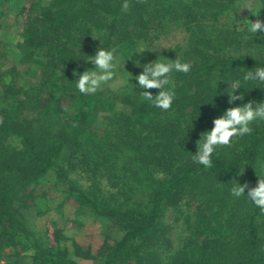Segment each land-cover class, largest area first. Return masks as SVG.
Here are the masks:
<instances>
[{
  "label": "rangeland",
  "instance_id": "obj_1",
  "mask_svg": "<svg viewBox=\"0 0 264 264\" xmlns=\"http://www.w3.org/2000/svg\"><path fill=\"white\" fill-rule=\"evenodd\" d=\"M55 1L0 0V123L3 120H14L21 124V133L10 134L6 140L11 147H20L24 137L32 136L36 142L42 141L49 131L53 137L61 124L56 119H53L55 123L45 120L53 111L52 106L48 108V114L43 112L40 116L30 114L24 107L12 114L14 102L25 91L22 86L27 85L28 91H31L28 95L33 94L35 98L44 94L40 92L36 95L37 89H32L41 81L43 73L33 60H27L18 46L23 44L25 31L30 37H34L40 32L36 31V27L40 28V23L44 22V28L48 26V34L60 32L64 39L69 33L71 36L65 39L66 42L58 39L54 40L56 42L54 44L75 51L77 61L87 59V55H95L97 48L106 41L108 28L95 27L92 24L93 18H96L93 5L99 4V0H60L58 4H55ZM139 2L142 4L138 9H141V15L143 14L145 31H152V34L156 22L166 29L165 32L150 45L147 44L142 30L130 34L133 39L127 44L117 32H114L109 47L114 53L116 64L113 80L92 94L94 108L88 118L86 129L95 132L92 135L93 142H82L79 148L74 149L75 154L80 159L85 157L86 161L84 163L78 161L77 165L69 164L70 154L67 157L63 153L57 157L56 168L48 169L38 177L37 182H23L11 188L13 195L9 198L1 194L0 202L5 205L4 209L7 211L0 212L2 221L0 226L6 231L5 240L0 243V264H46L43 262L44 258L53 259L59 264H103V257L108 254L114 243L122 238L127 226L132 222L113 211L139 213L149 209L151 203L148 198L154 186L153 182L170 176L174 168L185 161L184 152L187 149L192 155L195 153L200 144L198 141L200 134L203 137V132L211 129L214 118L226 108L241 104L240 101H236V105H229L226 93L231 92L232 83L242 76L243 68L237 69L241 73L238 76L214 70L205 77V82L209 84L207 90L214 96L204 101L196 99L198 105L204 107L198 108L195 103L183 110L178 108L177 104L167 111L154 107L153 111L149 109V116H142L149 117V125L141 135L143 137L147 134L152 140L142 139L139 152H134L131 148L135 145L134 137L130 135V130L132 129L135 134L139 133L138 120L142 117H138L139 108L133 109L126 101L133 99L136 94H141V90L135 85L138 83L135 76L142 72V68L136 66L137 60L145 63L157 58L175 59L177 53L174 49L181 46L183 50L192 52L189 59L192 65L202 56L211 54L231 56L244 53L250 60L264 61V37L258 44L246 34L239 35L240 31L247 30L251 22L264 19V8L256 15L259 0H240L233 11L217 15L214 19L198 7L189 10L190 14L186 16L181 9L190 5V1L174 0L172 4L175 10L166 26V19L161 25V19L158 23V15H154L149 8V6L166 8L163 0ZM126 4L127 11L131 13L133 2L127 0ZM246 6L248 9H242ZM41 15H45L43 21ZM124 27L127 26L120 25L118 31ZM188 28L190 29L187 30ZM44 39L50 40L45 34ZM142 45L145 46V54L138 56L137 59L136 54H139L137 49ZM261 66H264V62ZM261 66L254 65L251 69ZM170 79L175 90L178 80L173 73ZM189 81L187 78L186 83H193ZM219 82L222 86L216 88ZM247 88L248 86L238 91L244 94ZM147 91L156 95L159 90L153 88ZM57 94L54 93V97ZM60 102L67 103L64 97ZM199 111L204 112L203 117H208L207 124L202 127L203 122L199 121L201 125L199 133L194 135V139L189 140L191 143L186 141L187 145L184 144L183 138L179 137L183 142L181 144L183 156L177 154L174 148L175 152L168 157L167 165L163 166V169L157 166L158 164L148 163L158 161L160 158L153 152V145L154 142L165 139L163 130L174 129L177 123L186 128L196 118L195 112L199 115ZM262 123L263 121L254 122L251 125L252 131H257ZM154 126L162 128V131L154 130ZM253 132L234 138L230 146H221L216 153L222 157L223 155L237 157ZM106 133L107 139L103 140L101 137ZM262 136L264 138V135ZM106 142H110L113 149L109 145L105 146ZM262 144L264 145V140ZM259 150L260 158L255 165L259 168L260 175H264V170L259 167L264 163V146L259 147ZM248 163L249 161H243L238 174L229 182L214 175L202 180L200 193L197 194L203 195L202 192H206L207 196L204 198L188 196L186 192L165 198L160 203L151 235L142 246L139 245L137 249L133 248L128 252L127 264H137L136 260L139 257L148 264H153L151 258L156 259V264H173L174 258L183 253V240L191 234L192 229L198 228L197 221H200L203 227L206 224L202 219L204 216L212 217L218 212L226 217L225 213L230 215L237 211L242 218L244 211L253 204H249V200L243 196L235 197L232 188L235 180L240 184L248 183L250 187L252 186L250 178L255 169L250 171ZM17 177L18 175L13 172L10 181ZM66 180L75 184L66 183ZM72 184L74 185L72 187L80 188L87 193L100 208L92 209L77 202L74 199ZM11 232L16 233V236L13 237ZM221 232L226 241L228 239L232 241L235 235L242 236L244 230L223 226ZM262 237L264 239V233ZM184 250H187V256L195 255V252L191 254V249ZM197 254L199 255L198 252ZM215 263L217 262H213Z\"/></svg>",
  "mask_w": 264,
  "mask_h": 264
},
{
  "label": "trees",
  "instance_id": "obj_2",
  "mask_svg": "<svg viewBox=\"0 0 264 264\" xmlns=\"http://www.w3.org/2000/svg\"><path fill=\"white\" fill-rule=\"evenodd\" d=\"M59 1L60 0H56L55 4L60 3ZM126 1L127 0H99V4L93 5V13H96V18H93L94 23L92 22L93 26H104L108 28V32H106V41L102 44V47L105 49H109L114 32H117L120 38L124 39L127 44L128 41L133 39L130 34L142 30L146 37L145 39L148 41L147 44L150 45L166 30L155 22V31L152 34V31H145L146 26L143 23V14L141 15V9H138L142 4L140 2L138 3L139 0H131L133 2V7L130 11L131 13H129V10L127 11V9L124 8ZM173 1L174 0H163L166 8L161 7V9H158L155 6H149L153 14L158 15V23L161 19V25L164 19H166L165 26L168 24L167 21L171 20L172 17L170 16L175 10L172 4ZM189 1L191 4L181 9L186 16L190 14L189 10H194L198 7L204 12L209 13V16L214 19L217 15H223L230 10L233 11L237 2L240 0ZM149 4H151V2ZM162 10L164 11L163 13ZM160 12L162 14H159ZM41 17H43V21L45 15H41ZM122 24L127 27L118 31L119 26ZM40 26V28L36 27V31H40L41 34L39 32L34 37H30V34L25 31L23 34L25 36L23 44L18 46L27 60H33L34 64L38 65L43 73L41 81L38 82V84H40H35L32 89H37L35 91L36 95L40 92L44 94L42 97L35 98L33 94L28 95L31 91H28L27 85L22 86L25 91L22 92L23 94L18 96L16 102H14L15 105L12 114L18 112L21 107H24L26 110L30 111V114L40 116L43 112L48 114V108L52 106L54 109L48 114L49 116L45 120L55 123L53 119H56L58 123L61 124L55 131L53 137L50 135L49 131L46 138L42 141L36 142L32 136L24 137V141L20 143V147H11L6 143V140L10 134L21 133V124L14 120H3L0 123V196L2 194L7 198L13 195L11 188L23 182H37L36 180L38 177L43 175L48 169L56 168L55 162L57 157L63 153L67 157L70 154L69 164L77 165L78 161L84 163L86 158L82 157L80 159L78 155L75 154L74 149L79 148L82 142H93L92 135L95 134V132L86 129L88 118L94 108L92 105L93 97L92 95L79 93L75 87V80L79 78V74L88 68H92V63L84 62L83 60L77 61L75 51L69 48L66 49L59 44H54L58 39L66 42L65 39L71 36L69 33L62 39L60 32L48 34V26L44 28V22L40 23ZM189 29L190 28L187 30ZM247 32V30L240 31L239 35L246 34L258 44L263 41L264 35L252 36ZM44 34L47 35L50 40L44 39ZM174 51L177 53V59H180L182 62H189L190 55H192L191 51L183 50L181 46H177ZM144 54L145 52L142 53L141 56ZM136 57L137 59L139 58L137 54ZM263 62L264 61H256L254 59L250 60L244 53L231 56H220L215 54L202 56V58L194 62L193 65L191 64L192 67L189 73H173L178 80L175 84L176 97L173 105L177 104L178 108H182L181 110H183L186 107L192 106V103H195L198 108H202L204 106L198 105L196 99L199 98V101H204V99L214 96V94H210L207 90L209 84L205 82V77L208 76V74L217 70L229 74L230 76H238L241 74L237 70L238 68H243L242 72L245 73L254 65L261 66ZM187 78L190 79L189 83H193H186ZM221 86L222 83L219 82L216 88H220ZM43 89L45 91H43ZM54 93H58L56 97H54ZM25 95L27 96L24 100ZM141 96V94H136L133 96V99H127L126 101L131 104L133 109L139 108L137 110L139 118L143 115L149 116V109L151 111L154 110V106ZM62 97L65 98L66 104L60 102ZM244 97L245 99L243 102H247L248 100L258 101L264 98V86H261L260 90L258 88L253 89L252 85H248ZM240 102L243 103L242 101ZM221 111L222 110H219V112ZM196 113L197 112H195L196 118L192 123V127L191 123L187 125L186 128H182V126L177 123L174 129L163 130L162 134L165 139L157 143L154 142V145L152 144L154 147L153 152L157 154V157L160 156V158L158 161H148V163L153 165L158 164L157 166L163 169V166L167 165L168 157L175 152L173 150L174 148L177 154L183 156L181 154L183 147L181 144L184 142V144L187 145L186 141L191 143L189 140L194 139V135L199 133L198 130L201 128L199 121L203 122L202 127L206 125L208 121V117H203V111H199V115ZM51 114L53 115L52 117ZM148 116H144L147 117V119L142 117L138 120V134H135L132 129L130 130V135L134 137L133 143L135 145L131 147L134 152H139V144L142 139L152 140L150 137H147V134L143 137L141 135L142 131L149 125ZM157 119H159V117H157ZM153 129L159 130L160 132L162 131L160 127L154 126ZM107 135L108 133L101 138H103V140L107 139ZM262 135H264V121L262 126H260L257 131H254L252 136L248 138L237 157L231 158L229 155H223V158L220 154L215 153L213 155L211 168H205L202 165L194 163L191 159L192 152L187 149L186 152H184L186 156L185 161L177 165L174 171L170 169L172 171L170 176L166 179L153 182L154 186L148 198L149 203H151L149 209H145V211L139 213H134V211H113L132 222L127 226L122 238L116 241L110 250H108V254L103 257V264H127L128 252L133 248L137 249L139 245L142 246L143 242L151 235L160 203L172 194L186 192L188 196L204 198L207 196L206 192H202L203 195L197 194L200 193L202 180L214 175L229 182L232 177L238 174L243 161H249L248 169H250V171L255 169L251 175L250 181L252 183L251 187L256 186L260 172L255 162L260 158L261 153L260 150L258 151L259 147L264 146L262 144L264 140ZM180 136L183 138V142H181ZM260 137L262 138L261 140ZM108 145L112 148L110 142L105 143V146ZM106 151L110 152L111 150L106 149ZM74 161L77 162L74 163ZM13 172H15L18 177L10 181ZM65 182L70 183L73 181L66 180ZM73 183L75 184V182ZM72 186L74 185L72 184L71 187ZM72 188L75 194L74 199L77 202L89 206L92 209L98 210L100 208L87 193L80 188ZM248 203L252 205L250 201ZM4 208L5 205L0 202V212H6L7 210ZM247 209L244 211V215L242 214V218L238 215L237 211H234L230 215L225 213L226 217L223 216V213L217 212L214 213L212 217L204 216L202 218L206 223L204 227L201 225L200 221H197L199 225L198 228L192 229L191 234L186 237V240H183V253L174 258V261H172L173 264H213V262H217L215 264H264V239L262 237L264 233V211H261L254 205ZM223 226L232 229H242L244 230L243 235H235V239L232 241L228 239L226 241L221 232ZM5 233L4 227L0 226V243L5 240ZM10 234H12L13 237L16 236L14 232ZM184 249H191V254L195 252V255L190 254L191 256H187L188 252ZM215 256H217V258H215ZM151 259L153 260V264H156V259ZM136 261L137 264H148L146 260L140 257ZM43 262L46 264H59L55 260L48 258H44Z\"/></svg>",
  "mask_w": 264,
  "mask_h": 264
},
{
  "label": "clouds",
  "instance_id": "obj_3",
  "mask_svg": "<svg viewBox=\"0 0 264 264\" xmlns=\"http://www.w3.org/2000/svg\"><path fill=\"white\" fill-rule=\"evenodd\" d=\"M128 5L124 4L127 9ZM264 8V0H259L257 4V14ZM242 9H248L243 7ZM247 31L252 36L264 35V20L257 19L247 26ZM140 56L145 52V46L137 49ZM84 62H91L93 69H86L79 74V78L75 80V87L79 93L84 95H92L97 93L109 81L113 80L115 64V56L112 50L99 47L95 55H87V59H81ZM136 66L142 68V72L135 76L138 82L135 84L141 90L143 99L149 101L155 108L167 111L173 106L176 97L172 80V73L187 74L191 70V63L182 62L180 59H155L150 62L141 63L136 61ZM127 82V81H125ZM252 85L253 89L264 86V66L256 67L254 70L249 69L242 76L236 79L231 85V92H227V103L236 105V101H244L245 97L242 88ZM158 89V94L153 95L148 89ZM195 120V119H194ZM191 121V127L193 121ZM264 121V98L260 100H248L240 105L226 108L219 116L213 119L210 130L200 134L199 147L193 153L191 159L194 163L211 168L213 163V155L221 146H230L234 142V138L248 135L252 132L251 125L254 122ZM259 167L264 170V163ZM258 176V175H257ZM256 186L250 187L248 183L240 184L235 180L232 188V194L239 198L245 197L256 208L264 211V175L258 176ZM247 189V192H245Z\"/></svg>",
  "mask_w": 264,
  "mask_h": 264
}]
</instances>
